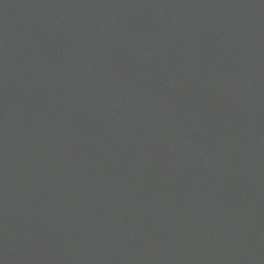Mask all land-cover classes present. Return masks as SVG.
<instances>
[{
    "label": "water",
    "instance_id": "obj_1",
    "mask_svg": "<svg viewBox=\"0 0 264 264\" xmlns=\"http://www.w3.org/2000/svg\"><path fill=\"white\" fill-rule=\"evenodd\" d=\"M0 264H264V0H0Z\"/></svg>",
    "mask_w": 264,
    "mask_h": 264
}]
</instances>
